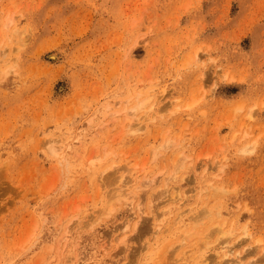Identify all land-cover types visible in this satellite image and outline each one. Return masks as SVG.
<instances>
[{
  "label": "rangeland",
  "instance_id": "374dc122",
  "mask_svg": "<svg viewBox=\"0 0 264 264\" xmlns=\"http://www.w3.org/2000/svg\"><path fill=\"white\" fill-rule=\"evenodd\" d=\"M66 261L264 264V0H0V264Z\"/></svg>",
  "mask_w": 264,
  "mask_h": 264
},
{
  "label": "bare ground",
  "instance_id": "6f19581e",
  "mask_svg": "<svg viewBox=\"0 0 264 264\" xmlns=\"http://www.w3.org/2000/svg\"><path fill=\"white\" fill-rule=\"evenodd\" d=\"M8 24H10V22H8ZM8 24H7V26H8ZM52 56V55H51ZM57 56V55H56ZM56 56H55V58H56ZM164 99V98H163ZM169 103V102H168ZM159 103H158V101H156V102H154V103H151L150 105H148L147 103H145V102H143V101H139V103L138 104H135L134 106H132V107H130V108H122V110H124V111H126L125 113H126V120H125V122L122 124V126H125L126 128H129L128 129V131L129 132H137V131H139V132H141V131H144L147 127H148V125H149V122H151V121H153L154 119H156L160 114H162V113H164L168 108H169V106L170 105H158ZM161 104V103H160ZM170 104V103H169ZM189 107H191V106H189ZM129 110V111H128ZM112 111V110H111ZM127 111H128V113H127ZM133 111V112H132ZM117 112H120V111H117ZM117 112H114L115 114H117ZM130 113H134V115L133 116H131V114ZM112 114V113H111ZM115 114H113V115H115ZM140 114H142V116H140ZM110 117L111 118H115L116 119V117H112L111 115H110ZM113 121H114V119H112ZM112 121V122H113ZM57 150H55L54 152H56ZM243 151V150H242ZM56 153H58V152H56ZM97 159V158H96ZM68 162V161H67ZM68 164V163H67ZM69 166V165H68ZM104 173V172H103ZM102 173V174H103ZM100 175V178L99 179H101V180H103L104 179V175ZM206 177V176H205ZM143 179H142V184H141V186L143 187L144 185H148L149 186V183L151 182V181H148V179H147V174H146V171L143 173V177H142ZM176 178V177H175ZM201 178V177H200ZM219 178V177H218ZM205 180V179H204ZM211 180V179H210ZM122 181V180H121ZM135 181H137V180H135ZM134 181V182H135ZM199 181V180H198ZM212 181V180H211ZM215 181V180H214ZM123 182H124V180H123ZM200 182V181H199ZM124 184V183H123ZM122 184V185H123ZM126 184V183H125ZM128 184V183H127ZM211 184H213V185H211ZM215 183H210L209 184V187H214V190H216L215 188H217V186L216 185H214ZM122 185H121V187H122ZM198 186V185H197ZM123 187H125V186H123ZM134 187V186H133ZM139 187V186H138ZM203 186H201V188H202ZM120 188V187H119ZM135 188H137V187H135ZM141 188V187H140ZM173 189L175 188V187H172ZM172 188H170V189H172ZM208 188V187H207ZM124 189H126V187L124 188ZM137 189H139V188H137ZM176 189V188H175ZM174 189V190H175ZM200 189V188H199ZM210 189V188H209ZM211 189H213V188H211ZM223 189V188H222ZM221 189V190H222ZM116 190V189H115ZM120 190H122V189H120ZM130 190V189H129ZM136 190V189H135ZM198 190V189H197ZM219 190H220V187H219ZM124 191V190H123ZM132 191V190H131ZM173 191V190H172ZM217 191V190H216ZM115 192H117V191H115ZM122 192V191H121ZM120 192V193H121ZM174 192V191H173ZM202 192V191H201ZM200 192V193H201ZM206 192H208V190L206 191ZM218 192V191H217ZM217 192H215V193H217ZM132 194V192H128V194ZM177 193V195H174L173 196V194H172V196L173 197H171V200H172V202H173V205L175 204L176 206H180L181 205V202L184 200V198L181 196V195H179V193H178V191L176 192ZM118 194V193H117ZM117 194H115V195H117ZM127 194V196H129ZM203 194V193H202ZM114 195V196H115ZM133 195H134V193H133ZM132 195V196H133ZM215 196H216V194H214ZM126 195H124V196H122V195H120L119 194V197L118 198H116L117 200H121V199H123L124 197H125ZM126 196V198H128ZM132 196H130V199L132 200ZM117 197V196H116ZM199 198V197H198ZM134 199H135V195H134ZM202 199V198H201ZM115 200V199H114ZM130 200V201H131ZM133 201V200H132ZM185 201V200H184ZM198 201V200H197ZM200 201V200H199ZM132 203V202H131ZM131 203H130V205H131ZM136 203V202H135ZM201 203H202V201H201ZM111 204H113V203H110V204H108V205H111ZM202 204H204V203H202ZM140 205V204H139ZM134 206V205H133ZM136 206V205H135ZM200 206H201V204H200ZM204 206H206V204L204 205ZM128 207H130V206H128ZM141 207V206H140ZM170 207V206H169ZM132 208V207H131ZM134 208V207H133ZM137 208V207H136ZM181 208H182V206H181ZM177 209H180V208H177ZM185 209V208H184ZM183 210V209H182ZM189 210V208L188 209H186V212ZM191 210V209H190ZM204 210V209H203ZM207 209H205L204 210V212L206 211ZM210 210V209H209ZM209 210H207L208 211V213H210L209 212ZM138 211V210H137ZM167 211V210H166ZM171 211V210H170ZM207 211L205 212V213H207ZM134 212V211H133ZM172 212H173V210H172ZM171 212V213H172ZM198 212V211H197ZM204 212H199V213H195L194 215H192L190 218L191 219H193L194 221H196L197 222V219H199V218H201V217H203L205 214H204ZM138 213H139V218H140V215H142L143 213H141V212H139L138 211ZM141 213V214H140ZM179 213V212H178ZM177 213V214H178ZM181 213V212H180ZM184 213H185V211H184ZM207 213V214H208ZM181 214H183V212L181 213ZM167 215H168V212H167ZM180 215V214H179ZM133 216V215H132ZM134 216H135V214H134ZM176 216V215H175ZM182 216V215H181ZM174 217V216H173ZM180 217V216H179ZM166 218V217H165ZM165 218H164V221H165ZM171 218V217H170ZM133 218H131V220H132ZM168 219V218H167ZM181 219V218H180ZM190 219V220H191ZM138 220V219H137ZM174 220H176L177 221V218L176 219H174ZM136 221V220H135ZM140 221V220H139ZM161 221H163V220H161ZM167 221V220H166ZM130 222H132V221H129V222H127V227H129V225H130ZM138 222V221H137ZM168 222V221H167ZM163 223V222H162ZM174 223L176 224V222L174 221ZM192 223V222H191ZM126 224V223H125ZM178 224V223H177ZM176 224V225H177ZM197 223H193V227L194 228H192V229H196V227H197V225H196ZM174 225V224H173ZM175 225V226H176ZM219 224H217V226H218ZM223 225V224H222ZM126 226V225H125ZM161 226H162V224H161ZM161 226L160 225H157V227H156V233L161 229ZM170 227H172V226H170ZM219 227H220V225H219ZM222 227V226H221ZM166 228V227H165ZM190 228V229H191ZM216 228V227H215ZM163 229V228H162ZM216 229H218V228H216ZM219 230V229H218ZM155 231V230H154ZM193 231V230H192ZM212 232H213V229L211 230ZM223 231V230H222ZM221 231V229H220V233H221V235H227V234H229L230 232H228L227 233V231H225V232H222ZM185 232V231H184ZM211 232V233H212ZM210 233V232H209ZM188 234V233H187ZM193 234L195 235V234H198V232L196 233V231H194V232H191L190 233V236H189V239L193 236ZM217 234H218V231H217ZM155 235V234H154ZM66 236V235H65ZM159 236H160V234H159ZM158 236V237H159ZM196 236V235H195ZM202 236V235H201ZM200 236V237H201ZM67 237V236H66ZM65 237V238H66ZM157 237V235H156V237L155 238H158ZM203 237V236H202ZM201 237V238H202ZM64 238V239H65ZM68 238V237H67ZM203 239H207L206 238V235H205V238H203ZM203 239H202V241H203ZM66 240V239H65ZM187 240V239H186ZM67 242V241H66ZM186 242V241H185ZM204 242V241H203ZM202 242V243H203ZM206 242H207V240H206ZM205 243V242H204ZM184 244V243H183ZM182 244V245H183ZM66 245V244H65ZM68 246V245H67ZM185 253V252H184ZM185 255V254H184ZM242 258V257H241ZM68 261H71V260H68ZM67 262V261H66ZM68 263V262H67ZM65 264V263H64ZM69 264V263H68ZM71 264V263H70ZM189 264V263H188ZM240 264H242V263H240Z\"/></svg>",
  "mask_w": 264,
  "mask_h": 264
}]
</instances>
